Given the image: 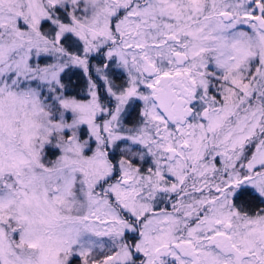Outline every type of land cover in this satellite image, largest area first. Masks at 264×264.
I'll return each mask as SVG.
<instances>
[{"label":"snow or ice","instance_id":"obj_1","mask_svg":"<svg viewBox=\"0 0 264 264\" xmlns=\"http://www.w3.org/2000/svg\"><path fill=\"white\" fill-rule=\"evenodd\" d=\"M0 264H264V0H0Z\"/></svg>","mask_w":264,"mask_h":264}]
</instances>
